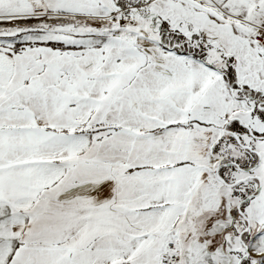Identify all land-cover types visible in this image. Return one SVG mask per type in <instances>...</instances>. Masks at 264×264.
Listing matches in <instances>:
<instances>
[{
	"label": "snow or ice",
	"instance_id": "6c2138e0",
	"mask_svg": "<svg viewBox=\"0 0 264 264\" xmlns=\"http://www.w3.org/2000/svg\"><path fill=\"white\" fill-rule=\"evenodd\" d=\"M0 264H264V0H0Z\"/></svg>",
	"mask_w": 264,
	"mask_h": 264
}]
</instances>
